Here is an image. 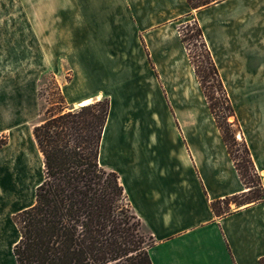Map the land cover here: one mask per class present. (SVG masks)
I'll return each instance as SVG.
<instances>
[{
  "label": "crops",
  "instance_id": "1",
  "mask_svg": "<svg viewBox=\"0 0 264 264\" xmlns=\"http://www.w3.org/2000/svg\"><path fill=\"white\" fill-rule=\"evenodd\" d=\"M30 5L24 15L21 0H0V73L34 67L40 53L62 51L79 84L113 87L98 162L118 174L132 211L152 237L151 264H259L264 199L228 213L211 208L212 201L245 187L218 127L198 124V82L179 25L186 18L197 21L219 70L223 36H231L244 55L239 42L256 40L259 46L249 49L257 52L249 56L260 55L264 0H219L196 9L186 0H38ZM49 67L48 62L42 66ZM146 68L167 86L168 99L159 89L165 103L175 101L171 118L160 105L158 89H144L140 71ZM245 69L250 73L231 103L264 188V97H249L259 88L264 61L249 60ZM101 94L87 98L91 102ZM20 102L17 90L0 94L2 131L9 133L0 147V264H16L12 248L19 233L12 215L34 202L40 182L38 157L28 144L33 125L29 131L17 128V110L7 114L8 104L16 109Z\"/></svg>",
  "mask_w": 264,
  "mask_h": 264
},
{
  "label": "trees",
  "instance_id": "2",
  "mask_svg": "<svg viewBox=\"0 0 264 264\" xmlns=\"http://www.w3.org/2000/svg\"><path fill=\"white\" fill-rule=\"evenodd\" d=\"M217 1L186 0L192 9ZM190 30L188 35V31L179 28L182 42L188 36L199 41L207 73L220 91L227 113L233 115L195 19ZM193 65L201 82L204 76L199 75L198 65ZM51 78L57 100L49 99L47 116L32 127L36 147L42 155V179L35 187L34 202L12 215L19 233L12 248L16 264H151L147 248L153 243L152 237L149 235L152 243L146 245L140 232L141 222L132 211L118 174L104 169L98 162L109 99L101 97L73 108L66 103L53 75ZM212 104L209 102L211 110ZM227 130H230L228 126L221 132L222 138L245 190L212 201L210 205L216 214L231 211L223 210L221 204L229 207L234 203L239 207L264 199L261 178L244 138L241 162L230 146ZM6 142L7 135H0V147ZM259 264H264V255L259 258Z\"/></svg>",
  "mask_w": 264,
  "mask_h": 264
},
{
  "label": "rangeland",
  "instance_id": "3",
  "mask_svg": "<svg viewBox=\"0 0 264 264\" xmlns=\"http://www.w3.org/2000/svg\"><path fill=\"white\" fill-rule=\"evenodd\" d=\"M8 4L11 2H14L15 0H6ZM23 3V11H30L31 9V3L35 2L38 3V0H21ZM26 5V6H25ZM14 13V11H13ZM12 15V13H10ZM8 13V15L10 16ZM30 14V13H29ZM24 15H28L27 12L24 11ZM25 22V21H24ZM37 23V22H36ZM189 23L186 27L185 24ZM38 24V23H37ZM182 28L183 32L188 31V35L191 33L190 28L193 27V19L192 18H186L183 20V22L180 23L179 28ZM236 39V38H235ZM224 40V46L221 48L224 49L222 56L219 60V70L218 74L219 77L222 80H224L223 87L225 89V92L229 98V101L231 103V97L232 98H238L240 93V83L244 81L245 77L248 76L250 73L248 70L245 69V65L247 61H253L260 59V61H264V46H262L260 49H258L259 54L256 56H249L251 54H254L256 49H249V48H256L259 46L258 43H256V40H249L247 42H239L240 46L242 47V50L246 52L244 55L243 53H237V50H235L236 47L232 45L230 40L232 39L231 36H223ZM184 47L186 49V52L189 55H191L193 63L198 65V72L199 75L204 76V79L200 82L199 77L197 76L194 65L191 62L195 78L198 82V103H197V112H198V124L199 125H215L218 127L220 133L224 131V128L226 126L229 127V131L227 132L230 134V146L236 155V158L242 162V147H241V141H242V133H241V126L239 124V119L236 114V105L231 103L232 109H233V115L228 114L227 110L225 108V103L222 102L221 93L218 91L215 87V83L212 77L207 73L206 69V63L205 59L203 57V50L199 45V41L195 39L194 37H186L185 42H183ZM190 59V57H189ZM25 61V60H24ZM45 62H48L51 67L43 69L42 66ZM28 65H30V60H27ZM25 65V64H24ZM144 77V80H146V84L144 85L145 90H151L153 91L154 88L158 89V93H160V105L163 109L166 110L167 115L169 118L170 113L171 115H174L173 113V104L175 101L170 102L167 100L165 101L161 98V92L159 89L162 88V94L164 97L168 99V96L166 94L167 86L162 84L161 82L158 84L153 76V71L151 69H142L140 71ZM261 71L256 72L257 77H262L261 74H259ZM51 75L54 76L56 82L58 83L60 87V91L66 101V103L73 108H77L80 105H76L77 102L83 98H94V92H100L101 97H107L110 100L111 97V89L113 87H101L95 86V85H81L78 83V80L76 78H73V72L70 68V64L65 57V55L62 53V51L55 52V53H40L38 55L37 63L34 67L29 68H23V69H17V70H10L2 71L0 73V94L6 93L7 96H9L11 93H13L15 90H17V93L20 94L21 102L20 107H17L16 109L14 106L7 105V114L13 115L14 110H17L18 117H16V120H14L15 127H22L25 131L31 130L32 125L40 122L43 118L47 116L46 108L49 106L48 101L49 99L56 101L58 95L56 94L53 84H52V78ZM206 75V76H205ZM148 79H147V78ZM72 78V79H71ZM71 79V80H70ZM256 82H259L258 87L254 86V88H257L255 91L251 92L249 95L250 98L256 99L258 96L264 97V76L263 78H257ZM151 83V84H150ZM105 86V84L103 85ZM160 87V88H159ZM147 92V91H146ZM39 93V97H38ZM68 93V94H66ZM91 96V97H90ZM100 97V98H101ZM78 98V99H77ZM77 99V100H76ZM209 102L213 103V109L211 110L209 107ZM239 103V102H236ZM161 108V107H159ZM170 111V113H169ZM190 121V118L183 119L184 123L185 121ZM112 116L109 120V124H111ZM220 127H219V126ZM6 125L1 124L0 120V135L4 134L7 135V138L9 136L8 132L2 131L3 128H5ZM233 134V136L231 135ZM109 135V129L107 131L106 137ZM222 135V133H221ZM236 141V144L233 143V140ZM28 144L31 151L36 154L38 157L37 160V172H38V179L41 180L42 178V162L41 157L38 155V151L35 147V144L33 142V138L31 136V133L29 132L28 137ZM105 151V150H104ZM6 196H9L11 194V191L7 189ZM26 197L27 194H26ZM25 197V199H26ZM222 209H229L232 210L234 208H237L238 205L234 203H230L229 207H225L224 204H221ZM0 212H3V207L1 205ZM140 232L144 237L146 245H149L152 243V239L150 238L148 232L140 226Z\"/></svg>",
  "mask_w": 264,
  "mask_h": 264
},
{
  "label": "bare ground",
  "instance_id": "4",
  "mask_svg": "<svg viewBox=\"0 0 264 264\" xmlns=\"http://www.w3.org/2000/svg\"><path fill=\"white\" fill-rule=\"evenodd\" d=\"M89 101H90L89 98H86V99H83V100L79 101L78 104L79 105L85 104V103H88Z\"/></svg>",
  "mask_w": 264,
  "mask_h": 264
}]
</instances>
